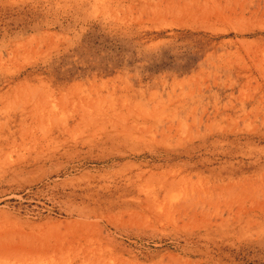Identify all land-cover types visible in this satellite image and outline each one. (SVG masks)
Listing matches in <instances>:
<instances>
[{
  "label": "rangeland",
  "instance_id": "rangeland-1",
  "mask_svg": "<svg viewBox=\"0 0 264 264\" xmlns=\"http://www.w3.org/2000/svg\"><path fill=\"white\" fill-rule=\"evenodd\" d=\"M0 264H264V0H0Z\"/></svg>",
  "mask_w": 264,
  "mask_h": 264
}]
</instances>
